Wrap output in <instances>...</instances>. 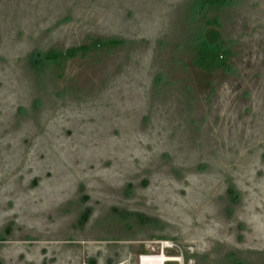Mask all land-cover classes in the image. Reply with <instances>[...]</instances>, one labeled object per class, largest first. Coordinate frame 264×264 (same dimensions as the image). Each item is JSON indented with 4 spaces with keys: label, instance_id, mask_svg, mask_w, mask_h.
<instances>
[{
    "label": "rangeland",
    "instance_id": "374dc122",
    "mask_svg": "<svg viewBox=\"0 0 264 264\" xmlns=\"http://www.w3.org/2000/svg\"><path fill=\"white\" fill-rule=\"evenodd\" d=\"M95 37L124 43L41 59ZM0 236V264H264V0H0Z\"/></svg>",
    "mask_w": 264,
    "mask_h": 264
},
{
    "label": "trees",
    "instance_id": "16d2710c",
    "mask_svg": "<svg viewBox=\"0 0 264 264\" xmlns=\"http://www.w3.org/2000/svg\"><path fill=\"white\" fill-rule=\"evenodd\" d=\"M229 0H198L200 6L203 10L208 8H218L224 6ZM207 25L213 24V26H219L220 23L216 18H210L206 20ZM124 43L123 39L111 38V39H101L98 37L91 38L88 43H84L78 46H72L66 49L56 50L49 49L44 52L41 56L45 62L55 64L57 67L61 66L69 59L76 56H85L90 52L97 50L112 48L119 46ZM230 57V52L228 49L224 48L219 42V32L218 30L212 28L198 42L195 55L192 59V64L204 71L210 73L214 70L223 68L227 66ZM89 208L82 214V220H85L88 216ZM235 264H246L243 262H236Z\"/></svg>",
    "mask_w": 264,
    "mask_h": 264
},
{
    "label": "flooded vegetation",
    "instance_id": "af4514ba",
    "mask_svg": "<svg viewBox=\"0 0 264 264\" xmlns=\"http://www.w3.org/2000/svg\"><path fill=\"white\" fill-rule=\"evenodd\" d=\"M89 207H86L83 211H81L80 212V214H79V216H78V218H77V224H76V229L77 230H83L84 231V229H86V224H87V222H88V220H89V217H90V215H91V208H89L90 210H89V212H88V216H87V218L85 219V220H82V214L88 209ZM138 220L140 221V222H142V223H144V222H150L152 219L151 218H149V217H146V216H144V215H139L138 217ZM12 226L11 227H9V226H5V231H6V233L7 234H9V233H12ZM6 236V235H5ZM5 236H0V241H3L4 242V240L6 239L5 238ZM160 237H162V235L160 236ZM27 238H29V239H31V236H27ZM88 264H97V260L95 259V258H90V259H88ZM142 264H144L143 262H142Z\"/></svg>",
    "mask_w": 264,
    "mask_h": 264
},
{
    "label": "bare ground",
    "instance_id": "6f19581e",
    "mask_svg": "<svg viewBox=\"0 0 264 264\" xmlns=\"http://www.w3.org/2000/svg\"><path fill=\"white\" fill-rule=\"evenodd\" d=\"M156 255H161V254H152V255H149V256H145V257L142 258V262L143 263H148L150 261H153L152 258H153V256H156ZM162 259H163L162 257H157L154 261L157 262V263H160L162 261Z\"/></svg>",
    "mask_w": 264,
    "mask_h": 264
},
{
    "label": "built area",
    "instance_id": "2783aa9c",
    "mask_svg": "<svg viewBox=\"0 0 264 264\" xmlns=\"http://www.w3.org/2000/svg\"><path fill=\"white\" fill-rule=\"evenodd\" d=\"M149 255H152V254H142V255H140V257H139L140 264H141L142 258L145 257V256H149ZM165 259H168V258H165Z\"/></svg>",
    "mask_w": 264,
    "mask_h": 264
}]
</instances>
